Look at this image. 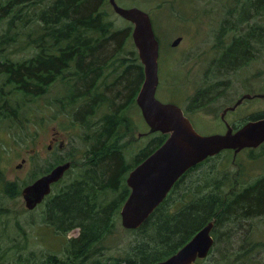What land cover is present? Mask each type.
Returning a JSON list of instances; mask_svg holds the SVG:
<instances>
[{
	"label": "trees",
	"instance_id": "16d2710c",
	"mask_svg": "<svg viewBox=\"0 0 264 264\" xmlns=\"http://www.w3.org/2000/svg\"><path fill=\"white\" fill-rule=\"evenodd\" d=\"M106 3L107 0H0V103L4 102L0 104V115L6 112V88L27 102L47 95L52 84L73 78V84H64L69 100L65 107L78 106L75 121L87 127L88 139L93 140L86 158L92 164L90 170L95 166L93 177L83 175L70 189L51 196L45 204L44 222L55 233L64 236L80 228V235L68 242L65 258L48 255L33 264H157L175 255L212 221H216L215 227L221 226L225 231L211 253L228 260L226 253L234 246L224 245L233 240L238 226L264 217V176L239 188L233 181V173L214 166L198 181L194 180L192 172L208 159L186 173L140 229L129 231L135 238L124 254L107 258L104 254L107 249L103 244L116 232V219L130 196L128 172L168 138L161 133L153 135L146 149L135 157L134 166L126 165L125 151L136 144L132 139L123 141L132 134L126 115L132 103H136L144 82V69L138 53L131 52L132 58H120L132 29H116L106 12ZM242 4L250 5L251 15L240 16L241 25L264 15V0H242ZM160 5L163 7V3ZM243 9H240L242 13ZM239 12L232 11L229 16H239ZM239 27L228 19L218 36L240 32ZM262 41L264 28H250L248 34L234 39L226 48V51L235 50L234 56L242 59L241 62L225 60V53L213 64L221 62L225 70L238 69L254 59L255 44ZM23 47L31 49L34 56L23 60L6 58ZM159 62L161 67V54ZM112 73L115 78L110 81ZM222 86L220 83L199 92L191 100V108L203 110L219 100L228 89L226 86L220 93ZM80 100L86 105L81 106ZM103 110L106 115L95 128L93 118ZM3 118L10 115L4 114L0 120ZM260 118L264 114L249 121ZM97 132L99 136L95 137ZM16 192L13 185L8 186L10 195ZM5 213L2 208L0 215ZM254 247L256 244L242 254V260ZM6 255L7 252L0 253V262Z\"/></svg>",
	"mask_w": 264,
	"mask_h": 264
},
{
	"label": "rangeland",
	"instance_id": "374dc122",
	"mask_svg": "<svg viewBox=\"0 0 264 264\" xmlns=\"http://www.w3.org/2000/svg\"><path fill=\"white\" fill-rule=\"evenodd\" d=\"M116 1L122 8H138L150 15L160 43L161 54L157 99L163 103H174L182 108L199 134L204 136L225 134L226 127L220 118L224 109L234 106L246 94L264 95V41L259 45L255 44L257 52L254 59L238 69L230 67L229 70H225L221 62H217L215 66L213 64L225 53V60L231 58L235 62H241L242 59L239 60L234 56L235 50L226 51V48L231 46L234 39L248 34L250 28L257 26L264 28V15L242 25L239 23L240 16L250 17L249 4H242V0ZM105 9L116 29L133 28L131 23L114 12L109 0L105 4ZM240 9L244 10L243 13ZM236 10L237 13L240 10L241 15L229 16L230 12L235 13ZM228 19L230 23L239 24L240 32L243 34L230 31L229 34L218 36L221 27ZM178 38L182 39L180 44L173 47V43ZM131 52L137 53L132 36L120 52V58H132ZM33 56L34 52L31 49L23 47L6 58L23 60ZM119 71L121 72L122 68ZM114 78L115 75L112 73L110 81ZM69 82L73 84L75 79L56 82L50 86L47 95L27 102L22 96L6 88L8 96L4 114L10 115V118L0 120V210L4 208L7 213L0 215V253L2 255L3 252H7V255L0 264H33L42 261L48 255L66 257V248L73 235L70 236L69 233L64 236L59 235L52 230L53 227L44 222L47 201L35 211H28L21 192L26 186L44 176L49 165L52 166L56 162L57 155L46 156L48 140L54 132L64 134L62 137L66 141L67 151L77 147L81 151L80 157H86L87 148L91 143H85L82 139L85 128L78 123L74 124L78 106L65 107V102L69 103V100L64 84L68 83L69 86ZM220 83L223 84L219 89L220 93L226 86L228 89L219 100L203 110L197 111L196 108H191V100L199 92ZM78 103L81 106L86 105L82 100ZM12 110H16L14 115L11 114ZM105 113L106 110L101 111L99 117L105 116ZM263 114L264 99L245 100L238 109L228 113L226 120L238 126L250 118ZM126 116L132 136L138 140L125 151L126 162L133 165L135 157L144 148L146 149L153 135L138 139V134L147 133L149 127L135 102L132 103ZM87 132L90 134L89 130ZM127 140L128 138L124 142L126 143ZM235 163L233 164V153L224 152L195 169L192 178L198 181L203 174L216 166L220 167L219 170L222 172L233 173V181L240 185L239 188L253 184L264 176V145L255 150L242 151L237 155ZM70 181L67 179L57 186L53 196L65 190ZM9 185H13L18 192L10 195ZM116 220V232L103 244L107 249L104 251L106 258L124 254L131 240L135 238L122 227L120 216ZM222 231H225V228L215 227L213 232L215 242L222 240ZM232 243L234 248H230ZM255 244L256 247L250 252L251 254L249 253L250 255L242 260V254ZM224 246L230 248L226 253L228 260H225V257L218 258L213 252L207 259L200 260L199 264H240L241 260V264H264V217L254 222H242L233 240L227 241Z\"/></svg>",
	"mask_w": 264,
	"mask_h": 264
},
{
	"label": "water",
	"instance_id": "95a60500",
	"mask_svg": "<svg viewBox=\"0 0 264 264\" xmlns=\"http://www.w3.org/2000/svg\"><path fill=\"white\" fill-rule=\"evenodd\" d=\"M114 12L132 24V39L144 69V82L136 104L149 127L148 134L161 133L168 138L165 143L134 169L127 178L130 196L121 209V224L125 230L140 229L186 173L197 165L225 150L235 155L245 149H258L264 145V118L249 121L238 131L228 126L225 134L204 136L194 128L182 108L174 103L157 99L160 84V43L156 37L150 15L138 8L125 9L116 0H109ZM181 38L173 43L177 47ZM264 99V95H244L232 107H227L222 119L235 111L246 99ZM69 164L59 166L47 176L39 178L22 190L27 210L41 204L51 192ZM216 221L201 229L183 248L167 260L157 264H199L207 259L215 245L213 232Z\"/></svg>",
	"mask_w": 264,
	"mask_h": 264
},
{
	"label": "flooded vegetation",
	"instance_id": "af4514ba",
	"mask_svg": "<svg viewBox=\"0 0 264 264\" xmlns=\"http://www.w3.org/2000/svg\"><path fill=\"white\" fill-rule=\"evenodd\" d=\"M252 42V41H251ZM160 76V75H159ZM209 88H211V86L209 87ZM263 95V94H262ZM241 99V98H240ZM239 99V100H240ZM254 99H256V98H254ZM246 100H252V99H246ZM245 102V100L243 101V103ZM242 103V104H243ZM236 104V103H235ZM234 104V105H235ZM241 104V105H242ZM240 105V106H241ZM239 106V107H240ZM238 107V108H239ZM104 107H102L101 109H103ZM227 108V107H226ZM225 108V109H226ZM237 108V109H238ZM224 109V110H225ZM184 111V110H183ZM230 112H232V111H230ZM234 112V111H233ZM184 113H185V115L187 114L185 111H184ZM229 113V112H228ZM228 113L225 115V119H222L221 117V120L224 122V124H225V127H226V132H227V130H228V126H230L233 130H234V132H236V131H238L241 127H243L246 123H248L249 122V120L251 119H249L247 122H244V123H241V124H239L238 126L237 125H235V124H231L230 122H228L227 120H226V116L228 115ZM187 116V115H186ZM188 117V116H187ZM102 117H99V115H96L94 118H93V122H94V124H95V128H98V126H97V123H98V121H99V119H101ZM189 118V117H188ZM74 119H77L76 117L74 118ZM190 119V118H189ZM261 119V118H260ZM75 121V120H74ZM191 121V120H190ZM251 121H253V120H251ZM75 123H78L81 127H83L82 126V124H81V122L80 121H75L74 122V124ZM85 128V134H84V136H83V141L85 142V143H90V142H93V140H90V139H88V136H89V134H88V132H87V127H84ZM225 132V133H226ZM61 133V132H60ZM59 132H54L53 134H52V137H51V139L50 140H48V145H47V147H46V156L48 157V155L49 156H53V155H57V160H56V162L55 163H53L52 164V166L51 165H49V167H48V171L46 172V174L44 175V176H47V175H49V174H51L52 172H53V170H55L57 167H59V166H63V165H66V164H69V168L64 172V175L58 180V181H56V182H54L52 185H51V192L49 193V195H47L45 198H44V200L42 201V203L41 204H38L37 206H36V208L35 209H33V210H28V211H35L36 209H37V207H39V206H41L42 204H44L51 196H53V194H54V191H55V189H56V187L57 186H59L60 184H62L63 182H65L67 179L68 180H71L70 182H69V184L67 185V188L66 189H70V186L72 185V184H74V183H76L77 181H79V179L84 175L86 178H92L93 177V173H94V168H95V166L90 170V165H92L91 163H90V161H87V154H88V152H89V148H87L88 150H87V153H86V157L85 158H81L80 157V155H81V151L76 147V148H74L72 151H67L66 150V148H67V144H66V141H65V139L62 137V136H64V134H60ZM109 134H110V131H109ZM133 134V133H132ZM132 134L130 135V136H128V137H126V138H124V140L123 141H125L127 138H128V140H127V142L128 141H130L131 139L132 140H134L133 142H135L136 141V143H137V139H135L133 136H132ZM155 134H157V133H155ZM155 134H148V132L147 133H139L138 134V139H140V138H142V137H146V135H155ZM99 136V133L97 132L96 134H95V137H98ZM130 138V139H129ZM262 147V146H261ZM245 150H249V149H245ZM251 150V149H250ZM255 150V149H254ZM244 151V150H243ZM224 152H232L233 153V164H236L235 163V160L237 159V155L239 154V153H241V152H239L237 155H235V151L234 150H225V151H223V152H221L220 154H218L217 156H219V155H221L222 153H224ZM217 156H215V157H217ZM215 157H211L210 158V160L211 159H213V158H215ZM209 160V159H208ZM207 160V161H208ZM144 162V161H143ZM142 162V163H143ZM206 162V161H205ZM204 162V163H205ZM142 163H140V164H142ZM98 164V161L95 163V165H97ZM130 163H128V162H126V165H129ZM140 164H138L137 166H134V164L132 165V166H134L131 170H130V172H128V174H127V178H128V176H129V174L134 170V169H136ZM186 175V174H185ZM184 175V176H185ZM44 176H42V177H44ZM183 176V177H184ZM183 177H181V179L183 178ZM41 178V177H40ZM180 179V180H181ZM38 180V179H37ZM36 180V181H37ZM180 180L179 181H177V183L175 184V186L180 182ZM126 182H127V179H126ZM34 183V182H33ZM32 183V184H33ZM31 185V184H30ZM29 186V185H28ZM175 186L173 187V189L175 188ZM173 189L171 190V192L173 191ZM171 192L169 193V194H171ZM130 193H131V190H130ZM120 213H121V211H120ZM120 217H121V215H120ZM123 227V226H122ZM126 231H129V230H126ZM75 232H77L76 234H75ZM80 232H81V229L80 228H75V229H73L69 234H70V236L71 235H73L72 237L73 238H77L79 235H80ZM72 238V239H73Z\"/></svg>",
	"mask_w": 264,
	"mask_h": 264
}]
</instances>
